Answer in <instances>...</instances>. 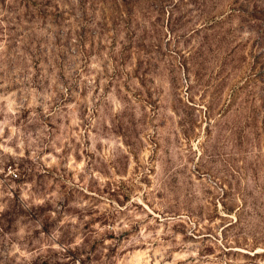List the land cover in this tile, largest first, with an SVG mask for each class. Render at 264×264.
<instances>
[{"label":"rangeland","instance_id":"obj_1","mask_svg":"<svg viewBox=\"0 0 264 264\" xmlns=\"http://www.w3.org/2000/svg\"><path fill=\"white\" fill-rule=\"evenodd\" d=\"M0 264H264V0H0Z\"/></svg>","mask_w":264,"mask_h":264}]
</instances>
